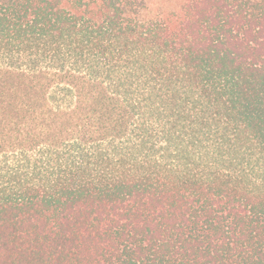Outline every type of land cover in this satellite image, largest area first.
<instances>
[{
    "label": "trees",
    "instance_id": "obj_1",
    "mask_svg": "<svg viewBox=\"0 0 264 264\" xmlns=\"http://www.w3.org/2000/svg\"><path fill=\"white\" fill-rule=\"evenodd\" d=\"M0 264H264V0H0Z\"/></svg>",
    "mask_w": 264,
    "mask_h": 264
}]
</instances>
